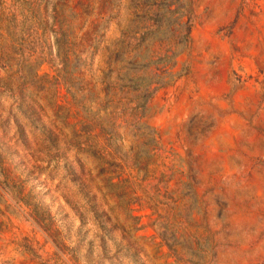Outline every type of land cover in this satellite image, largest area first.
Masks as SVG:
<instances>
[{"label": "rangeland", "instance_id": "obj_1", "mask_svg": "<svg viewBox=\"0 0 264 264\" xmlns=\"http://www.w3.org/2000/svg\"><path fill=\"white\" fill-rule=\"evenodd\" d=\"M0 264H264V0H0Z\"/></svg>", "mask_w": 264, "mask_h": 264}, {"label": "trees", "instance_id": "obj_2", "mask_svg": "<svg viewBox=\"0 0 264 264\" xmlns=\"http://www.w3.org/2000/svg\"><path fill=\"white\" fill-rule=\"evenodd\" d=\"M174 13V11H171V10H165L164 14H172ZM139 80V78H137Z\"/></svg>", "mask_w": 264, "mask_h": 264}]
</instances>
